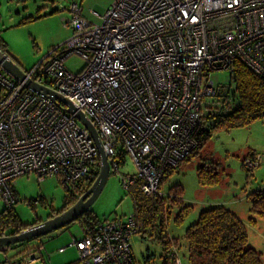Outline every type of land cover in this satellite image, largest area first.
Returning <instances> with one entry per match:
<instances>
[{
	"label": "built area",
	"instance_id": "obj_1",
	"mask_svg": "<svg viewBox=\"0 0 264 264\" xmlns=\"http://www.w3.org/2000/svg\"><path fill=\"white\" fill-rule=\"evenodd\" d=\"M70 10V38L23 70L25 79L84 114L115 170L118 150L129 156L135 174L121 175L124 187L140 178L143 193L163 195L164 173L192 152L203 118L221 103L205 99L223 89L212 74L230 71L239 60L264 77V0H110L98 23L81 16L76 3ZM73 54L85 60L77 72L64 65ZM75 112L0 66L5 208L18 200L12 185L21 175L34 173L39 181L55 176L67 188L90 175L99 152ZM256 164L246 161L249 168ZM139 231L134 212L114 215L68 245L76 247L79 264H135L131 238ZM43 248L39 242L6 264H46Z\"/></svg>",
	"mask_w": 264,
	"mask_h": 264
},
{
	"label": "rangeland",
	"instance_id": "obj_2",
	"mask_svg": "<svg viewBox=\"0 0 264 264\" xmlns=\"http://www.w3.org/2000/svg\"><path fill=\"white\" fill-rule=\"evenodd\" d=\"M71 2L80 4L81 13L94 23H98L100 18L93 13L103 15L110 4V0H0V48L22 70L43 61L72 34ZM64 65L71 72H77L85 65V60L73 54L65 59ZM229 74L228 70L216 71L212 77L220 88L229 83ZM222 98L217 94L205 99L217 104ZM248 151L259 155L258 164L252 168L246 165L250 159L244 158ZM125 155V162H119L117 170L110 168L103 189L89 208L100 220L133 213L132 198L121 181V175L133 174L135 166ZM210 163L218 164V181L213 185H201L197 167ZM173 185L182 189V204L170 209L165 229L170 238H176L182 245L179 252L182 264H186L185 229L196 220L201 210L217 205L238 215L246 228L248 245L260 253L261 264H264V218L252 210L251 202V192H264V118L255 119L245 126L218 128L198 154L195 152L188 160L181 161L169 179L162 183L163 196L170 194ZM12 188L18 200L11 210L21 224H27L38 223L48 218L49 214H56L63 206L67 187L55 176L39 181L34 173H28L17 177ZM181 206H188L189 209L176 222L174 213ZM5 210V205L0 203V213ZM148 231L140 230L131 238L135 264H161L162 245ZM82 235L80 221L75 220L40 237L0 249V264L15 259L27 247L38 242L43 243L46 264H79L76 247L68 244ZM60 247H64L61 252L58 251Z\"/></svg>",
	"mask_w": 264,
	"mask_h": 264
},
{
	"label": "trees",
	"instance_id": "obj_3",
	"mask_svg": "<svg viewBox=\"0 0 264 264\" xmlns=\"http://www.w3.org/2000/svg\"><path fill=\"white\" fill-rule=\"evenodd\" d=\"M77 5L81 9V5ZM229 73V83L218 92L223 97L220 105L215 110L209 111L203 118V126L194 135L195 148L184 160H188L195 152L198 154L218 128L230 129L245 126L255 119L264 118V77L256 74L239 60L232 62ZM117 153V164L124 163L125 153L122 150H118ZM244 158L258 161L259 155L248 151ZM99 160L100 158H97L96 166L86 180L77 182L73 188H66L63 206L56 211V214L73 204L76 198L89 187L98 174ZM217 165V163H210L197 167V177L201 185H213L218 181ZM173 171L167 170L164 173L161 185L169 179ZM141 182V179L137 178L133 184L127 186L140 230H149L148 234L161 243L163 251L161 264H174L177 259L182 264L179 253L182 245L176 238H170L165 229L166 222L170 218V209L182 204V189L179 185H173L170 194L166 197L147 195L140 189ZM15 196H17L16 193ZM251 202L252 210L264 218V192L261 190L251 192ZM11 208L12 206L5 208L6 210L0 213L2 234H15L26 226L37 224L34 222L21 224ZM188 209V206H181L179 211L174 213V220L178 222L182 219ZM51 216L49 214L48 217ZM77 220L83 228L82 236L96 229L101 221L91 209ZM183 237L186 243V254H184L186 264H261L260 253L248 245L243 222L233 210L226 207L217 205L201 210L196 220L185 229Z\"/></svg>",
	"mask_w": 264,
	"mask_h": 264
},
{
	"label": "water",
	"instance_id": "obj_4",
	"mask_svg": "<svg viewBox=\"0 0 264 264\" xmlns=\"http://www.w3.org/2000/svg\"><path fill=\"white\" fill-rule=\"evenodd\" d=\"M0 66L4 71L10 74L15 80L24 81V86L35 91L44 93L50 96L52 99L60 100L64 104H66L67 111L73 113L75 112V108L72 104L65 98L59 96L54 91L46 88L42 85L31 82L29 79H25V73L22 69L19 68L15 64L13 60L9 58V56L0 48ZM75 116L80 120L83 126L89 131L91 137L93 138L99 152L100 158V167L98 170V174L95 179L91 182L89 187L78 196L76 201L63 209L61 212L52 215L51 217L42 220L41 222L31 225L22 229L21 231L11 234V235H3L0 236V249L4 250L10 245H14L20 242L28 241L33 238L40 237L52 230L59 229L70 222L77 220L79 217L84 215L100 194L103 186L108 178L109 170L111 168L110 162L108 160V156L104 152L101 141L99 139V135L95 129V127L91 124V122L82 114L81 112H75Z\"/></svg>",
	"mask_w": 264,
	"mask_h": 264
},
{
	"label": "crops",
	"instance_id": "obj_5",
	"mask_svg": "<svg viewBox=\"0 0 264 264\" xmlns=\"http://www.w3.org/2000/svg\"><path fill=\"white\" fill-rule=\"evenodd\" d=\"M94 13H95V12H94ZM94 13H93V14H94ZM94 15H98V14L95 13ZM81 16H83L84 18H86L82 13H81ZM86 19H88V18H86ZM88 20H89V19H88Z\"/></svg>",
	"mask_w": 264,
	"mask_h": 264
},
{
	"label": "flooded vegetation",
	"instance_id": "obj_6",
	"mask_svg": "<svg viewBox=\"0 0 264 264\" xmlns=\"http://www.w3.org/2000/svg\"><path fill=\"white\" fill-rule=\"evenodd\" d=\"M39 222H41V221H39ZM39 222H38V223H39Z\"/></svg>",
	"mask_w": 264,
	"mask_h": 264
}]
</instances>
